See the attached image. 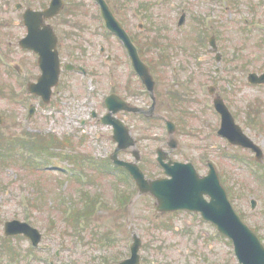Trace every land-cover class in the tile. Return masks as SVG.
I'll use <instances>...</instances> for the list:
<instances>
[{
    "label": "rangeland",
    "instance_id": "rangeland-1",
    "mask_svg": "<svg viewBox=\"0 0 264 264\" xmlns=\"http://www.w3.org/2000/svg\"><path fill=\"white\" fill-rule=\"evenodd\" d=\"M16 1L0 0L1 42L23 36V30L17 27L20 13L12 11ZM45 1L25 0L24 4L39 7ZM110 1L116 14L127 23L133 39L141 45L143 60L157 75L156 113L177 122L173 136L179 147L170 150L171 158L193 163L202 175L207 172L206 161L222 166L229 185L240 183L232 195L243 211L249 214L250 200L258 197L254 214L259 218L255 220L262 225L264 237V191L243 166L244 169L226 159V153L232 155L236 151L226 150L225 144L214 137L217 116L211 108L207 109L213 106L208 94L211 85L239 120L245 121L247 108L264 98V87H252L247 82L249 73L264 72L263 35L252 23L256 9L260 14H255L253 20L264 22V0H187L189 10L182 30L177 29L176 21L184 0ZM229 2L230 8L225 10ZM250 3L255 4V9ZM96 12L91 7L78 18L64 15L57 21L62 60L90 66L93 71L84 80L79 73L64 72L49 104L26 94V81L38 75L33 54L18 45L6 48L7 60L22 67L25 78H19L0 62V116L4 119L0 126V154L4 153L0 157V264H107L130 255L134 235L142 241L141 264H198L196 258L200 254L216 264H237L227 258L231 245L216 236L210 225H202L197 216L187 213L156 212L155 199L139 195L133 179L121 175L110 161L117 150L112 129L90 119V114L95 110L103 115V99L113 83L120 89L131 74L124 51L114 39H107L106 54L100 55V42L103 40L104 45L105 40L96 33L101 24L95 19ZM205 15L209 16V23ZM196 26L204 27V32L195 31ZM212 35H217L224 58L221 65L216 63L215 55L208 53ZM155 41L164 49L157 51ZM109 55L113 56L111 61L106 60ZM162 55L169 56L168 66L156 63V58ZM90 82L94 98L88 103ZM140 90L138 101H132L148 111L152 100L144 86ZM171 96L181 97L183 105H175ZM25 104L35 107L28 121ZM119 117L125 118L131 127L141 153L139 165L147 178L163 177L156 164V149L162 145L169 150L164 121L124 114ZM80 119L87 124L81 125ZM245 123L246 128L250 127ZM30 139L41 144L53 141L44 150L46 153L39 154L44 163L37 166L32 165L34 158H29V152L33 151L20 146ZM6 141L9 145L13 141L12 147L16 145L15 154ZM119 157L135 161L130 152L121 151ZM101 169L105 171L101 173ZM74 170L82 171L88 184L74 178L78 175ZM98 197L101 207L97 212L93 207ZM121 197L130 203L120 204ZM81 215L87 216V221ZM76 219L81 221L77 224ZM14 220L27 222L41 232L38 249L33 251L28 239L22 236H5V224ZM202 231L205 239H199Z\"/></svg>",
    "mask_w": 264,
    "mask_h": 264
},
{
    "label": "flooded vegetation",
    "instance_id": "flooded-vegetation-1",
    "mask_svg": "<svg viewBox=\"0 0 264 264\" xmlns=\"http://www.w3.org/2000/svg\"><path fill=\"white\" fill-rule=\"evenodd\" d=\"M24 2H25V0H19V2H15L12 5V11L20 13V15L18 17L17 27H19L23 30V36L19 40L18 39H14V40L7 39L6 43L0 41V49H2L5 52H6V48H12L16 45H18V47L20 48V41L21 40H25L27 47L38 48L41 45L42 41L46 40V37L44 39H42V32L47 26H49L51 29H53L54 35H55L56 40H57V46H56L57 51H58L59 55H61V53H60L61 35L57 29V25H56L57 21L59 19H61L64 15H68L69 18H78V17L83 15L84 10H87L91 7L94 8L91 4V0H46L45 3L40 4L39 7H36L31 3L24 4ZM106 2L111 3L110 0H106ZM185 4H187V1L184 0V3H182V5L180 6V9H181V16L184 13L185 14L184 17H185V19H187L188 13L185 10V6H186ZM225 8H226V10H228V7H225ZM60 10H61V12L58 15L52 17V15H54L55 13H57V11H60ZM188 10H189V8H188ZM27 14L34 15L42 21H36V22L26 21L25 16ZM49 17H52V18H49ZM95 19H96V21L98 20L97 12H96ZM120 19H121L120 21H122L121 23H122L124 29L130 35H132L131 32H129V30L127 28L128 27L127 23L121 17H120ZM54 23H55V26H54ZM9 24H12V23H9ZM32 28H34V30H32ZM4 44H5V47H4ZM136 47H137V45H136ZM20 49L23 51H27L30 54H33V56L35 57L34 61H35L36 69L38 71L37 77H35L33 79L29 78V80L26 81V86H27L26 90L28 92L29 91L28 87L31 84L36 83L38 81L40 75L42 74V71L40 70V68L38 66L39 56L34 51L29 50V48H27V49L20 48ZM139 49H141V48L139 47ZM139 49H138V51L140 52ZM60 58H61V56H60ZM61 60H62V58H61ZM122 61H123V63H125L124 59ZM67 63H68L67 61L62 60V65L65 69H66ZM127 66H128V63H127ZM219 72H220V70L218 71V73ZM23 73H24V75H26V71L24 69H23ZM69 73L74 75L73 72H69ZM62 75H64V73ZM130 76H131L130 79L127 82L123 83L122 87L120 89L117 88L119 90L120 94L118 93V90L116 91V93L118 95H120L130 105L135 106V107L138 106L141 108V106L137 105L133 101H138V97L140 95L139 91H141L140 87L142 86V80H141V78H139L137 76H132V74ZM155 78H157V75L154 73V79ZM113 88H115L114 83H113ZM154 89L156 90V81H155ZM111 93H114V91H111L108 95H110ZM217 95H219L218 90H217ZM36 98H38L42 101V97H36ZM105 100H106V98L104 99L103 107L106 110ZM254 105L255 106H253L251 108H247V111L245 113V121L250 124V127H247V128L245 127V124H246L245 121L239 120L236 113L234 111H232L233 109L232 108L230 109L236 123L242 129L245 136L249 139L248 146L251 148L244 149L242 147L232 146L231 144H229V142L224 137L217 134V130H219V128L221 129V127H222V118L218 114L216 115L217 116V128L215 129L214 137L217 138L220 142L227 145L226 146L227 149H235L236 152L239 151L240 153H242V154L236 153L233 157L227 158L228 160L234 161L235 163L239 164L241 167L243 166L250 174H251V172L243 165V161L244 160L249 161L250 163H252L256 167L257 172L255 173V175L251 174L252 175L251 177L254 178L255 180H257L258 185L264 191V106L261 107V105L258 103H254ZM263 105H264V100H263ZM156 107H157V101H154V112H156ZM121 114L129 115L130 113L122 112L118 115H121ZM183 114H185V113H183ZM154 116H156V115L154 114ZM234 136H236L238 138H243L242 135H240L238 133H235ZM172 140H173V137H169V139L167 141V146H170L172 144ZM258 149H260L262 153L259 152ZM258 155H260V157H258ZM243 167H242V169H244ZM216 169H217V173H218V176L220 178V181L225 186L227 193H228L229 200L232 203V206L235 209L236 213L240 216L242 221L246 225L249 226V228L258 236L260 241L264 244V237L261 235V226L262 225L260 223L257 224L255 219H259V218L257 216H255V214H254V211L256 210L255 208L258 204V201H257L258 197L250 200L251 212L249 214H247L245 211H243L240 208V205L238 203L239 200L235 199L232 195V192L235 193V189H237L236 187H240L239 186L240 183L237 184L236 182H234V187L229 185L227 182V178L225 176V173H224L222 166L217 164ZM228 180H230L229 177H228ZM177 214H180V213H176V214H172V215H177ZM199 220H200L202 225L210 224V227L212 229H214L216 236L223 238L226 242H228L231 245L230 256L232 257V259H234L236 261L231 241L228 238L222 236L218 232L217 228L212 223L206 222L205 220H203L201 218L200 215H199ZM202 233H203V231H202ZM202 235L203 236L199 239H205L206 234L203 233ZM132 238H134V236ZM196 260L198 261V264H200L202 261H203V264H206V259H205V257L201 256V254L196 258ZM212 264H216V262L212 261Z\"/></svg>",
    "mask_w": 264,
    "mask_h": 264
},
{
    "label": "water",
    "instance_id": "water-1",
    "mask_svg": "<svg viewBox=\"0 0 264 264\" xmlns=\"http://www.w3.org/2000/svg\"><path fill=\"white\" fill-rule=\"evenodd\" d=\"M109 18L113 24L115 20L113 19L112 16H109ZM117 31L125 40L126 45L130 50L131 57L134 60V64L137 67L139 73L141 74L143 81L145 82V84H147V86L151 90H153L154 83L152 77L149 74L148 67L140 60L136 50L132 46L128 37L125 34H123L122 31L120 30ZM51 45L55 47V41ZM50 51H52V48L50 49ZM43 65H45V62H43ZM58 72H59L58 66H56L53 72L46 74L41 79L40 84L37 86H32V89L39 93L38 89L40 87L42 86L48 87V95H46V98H49L50 87L57 82ZM250 81L254 83H263L264 76H262V78L259 79L257 78L256 75H251ZM115 102H117V98L112 99L113 108ZM215 105L219 110L221 111L223 110L222 111L223 114L225 116L227 115L228 119L229 118L231 119V116L222 99L220 98L216 99ZM121 108L122 107L114 110L118 111ZM123 109L132 110L131 108L125 105H123ZM103 122L106 124L114 125L115 127L114 140L119 143V150H127L128 148L135 146V142L130 136L129 131L126 129L124 124L120 123L119 121L109 120V118L104 119ZM1 123L2 120L0 119V124ZM133 154L136 156L137 160L140 159L136 151H134ZM160 155H161L160 161H163L162 159L164 158V156L162 153ZM112 158L117 164L125 167L134 176V178L137 181L138 187L140 188L142 193H150L157 198L159 202V207L162 211H167L170 210V208H174L175 204H177V202L175 201H182L184 206L191 210H196V211L203 210L204 208L203 205L206 207L211 205V204H206L205 202L202 201L203 194H211L213 197L212 204L222 203L223 204L222 212L224 214L231 213L233 217V224H229L226 220H222L221 222H219V225L222 228L221 230L230 236L231 235L234 236V238L236 239V245L240 251V255L241 257H244L243 260L247 264L257 263L255 261L257 260L256 256L248 253L249 244L244 238L247 235L248 237H251L254 240L255 236L252 233H249V231L239 222L238 218L235 215H233V212L227 201L226 194L219 187L217 181L215 180V177H213L214 175H210L205 179H200L196 174L192 165L176 164L175 167H172L171 165H166L167 167L170 168L169 173H171L174 176L173 180L152 181V180H146L144 173L138 167L137 164L120 161L118 160L116 155H114ZM178 167H183L185 173H181L180 170H176V172H174V170L177 169ZM171 199L175 201H171ZM5 233L7 236L25 234L27 237L32 239L35 245H37L41 240V235L36 229L32 228L30 225L26 223H21L18 221L6 223ZM256 244H258V246L261 247L257 241ZM139 245L140 242H138L135 245L134 257L131 260L121 264H139V256L137 255V252L139 250Z\"/></svg>",
    "mask_w": 264,
    "mask_h": 264
},
{
    "label": "trees",
    "instance_id": "trees-1",
    "mask_svg": "<svg viewBox=\"0 0 264 264\" xmlns=\"http://www.w3.org/2000/svg\"><path fill=\"white\" fill-rule=\"evenodd\" d=\"M53 143L52 139H49L48 142H46V146H50Z\"/></svg>",
    "mask_w": 264,
    "mask_h": 264
}]
</instances>
